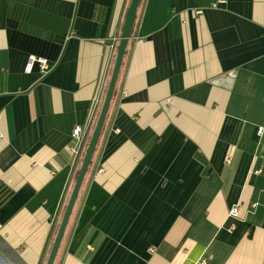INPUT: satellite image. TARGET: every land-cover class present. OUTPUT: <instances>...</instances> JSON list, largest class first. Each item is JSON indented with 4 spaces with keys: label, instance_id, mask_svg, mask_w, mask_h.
<instances>
[{
    "label": "crops",
    "instance_id": "0c3cea01",
    "mask_svg": "<svg viewBox=\"0 0 264 264\" xmlns=\"http://www.w3.org/2000/svg\"><path fill=\"white\" fill-rule=\"evenodd\" d=\"M129 1L0 0V264H45ZM53 264H264V0H140Z\"/></svg>",
    "mask_w": 264,
    "mask_h": 264
},
{
    "label": "water",
    "instance_id": "95a60500",
    "mask_svg": "<svg viewBox=\"0 0 264 264\" xmlns=\"http://www.w3.org/2000/svg\"><path fill=\"white\" fill-rule=\"evenodd\" d=\"M139 2L140 0H130L129 5L125 11L123 24L121 26V33H120L119 41L116 47L114 63H113V67L110 73V77H109V81L106 87L104 98L102 100V104L99 109L97 118L95 120L88 143L84 149L81 164L75 176L72 190L70 192L69 198L67 200L63 214L58 224V227H57L55 236L53 238L45 264L54 263V260L57 255L66 226L69 222L75 201L78 197L81 184L91 164V160H92L95 148H96V144H97L99 135L102 131L105 118H106V115H107V112L110 106V102H111V99H112V96L115 90V85L117 82V78H118V74L121 68L123 57L126 53L127 43L133 32V26H134L137 7H138Z\"/></svg>",
    "mask_w": 264,
    "mask_h": 264
},
{
    "label": "built area",
    "instance_id": "2783aa9c",
    "mask_svg": "<svg viewBox=\"0 0 264 264\" xmlns=\"http://www.w3.org/2000/svg\"><path fill=\"white\" fill-rule=\"evenodd\" d=\"M35 61L34 58H31L29 62L25 66V70H30L32 67L33 62ZM42 68V70H46L47 65L46 61L44 59H38L37 60ZM263 131V128L259 127L257 130L258 134H261ZM2 137V133L0 132V138ZM83 144H84V135H83V128L80 125H75L71 131V140L68 144V150L73 158V160L79 156L82 152L83 149ZM229 214L231 216H236L237 215V206H233L229 210Z\"/></svg>",
    "mask_w": 264,
    "mask_h": 264
},
{
    "label": "trees",
    "instance_id": "16d2710c",
    "mask_svg": "<svg viewBox=\"0 0 264 264\" xmlns=\"http://www.w3.org/2000/svg\"><path fill=\"white\" fill-rule=\"evenodd\" d=\"M95 123V122H94ZM94 126V125H93ZM87 145V144H86ZM86 145H85V147H86Z\"/></svg>",
    "mask_w": 264,
    "mask_h": 264
}]
</instances>
